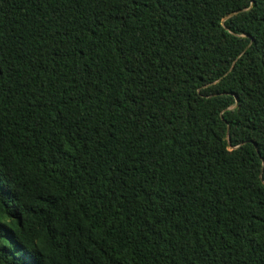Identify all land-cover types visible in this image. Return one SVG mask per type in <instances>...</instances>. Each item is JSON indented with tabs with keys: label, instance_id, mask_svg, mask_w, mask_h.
Masks as SVG:
<instances>
[{
	"label": "trees",
	"instance_id": "16d2710c",
	"mask_svg": "<svg viewBox=\"0 0 264 264\" xmlns=\"http://www.w3.org/2000/svg\"><path fill=\"white\" fill-rule=\"evenodd\" d=\"M0 264H264V0H0Z\"/></svg>",
	"mask_w": 264,
	"mask_h": 264
},
{
	"label": "snow or ice",
	"instance_id": "6c2138e0",
	"mask_svg": "<svg viewBox=\"0 0 264 264\" xmlns=\"http://www.w3.org/2000/svg\"><path fill=\"white\" fill-rule=\"evenodd\" d=\"M0 230H2V225H0Z\"/></svg>",
	"mask_w": 264,
	"mask_h": 264
}]
</instances>
